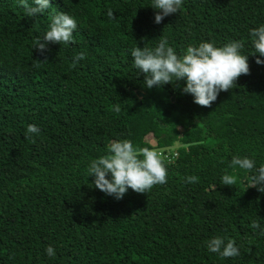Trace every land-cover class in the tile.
I'll use <instances>...</instances> for the list:
<instances>
[{"label": "trees", "instance_id": "obj_1", "mask_svg": "<svg viewBox=\"0 0 264 264\" xmlns=\"http://www.w3.org/2000/svg\"><path fill=\"white\" fill-rule=\"evenodd\" d=\"M49 3L27 17L19 0H0V264H264V193L230 166L233 156L264 165V56L250 36L264 0H183L159 24L153 0ZM59 13L76 20L74 42L41 54L34 42ZM162 39L178 56L242 41L249 74L211 107L195 104L184 80L146 88L131 51ZM29 124L40 131L26 138ZM120 140L161 153L167 183L120 200L95 188L91 161ZM214 237L233 239L240 255L209 252Z\"/></svg>", "mask_w": 264, "mask_h": 264}, {"label": "clouds", "instance_id": "obj_2", "mask_svg": "<svg viewBox=\"0 0 264 264\" xmlns=\"http://www.w3.org/2000/svg\"><path fill=\"white\" fill-rule=\"evenodd\" d=\"M35 6L29 5L27 0H19L25 9L27 17L42 14L50 7L49 0H33ZM183 0H153L152 7L160 10L155 14L154 22L159 24L164 17L177 13ZM109 17L113 15L111 11ZM77 28L76 20L66 14L59 13L52 18L50 30L42 38L34 42V49L41 54L49 49L48 43L68 44L74 42L73 32ZM251 42L255 53L264 56V25L250 30ZM242 41H232L222 47L210 42H202L199 46H189L183 56H178L174 49L168 46L166 39H162L157 47H135L131 51L134 66L144 74L146 88H157L185 81L183 92L191 94L193 102L202 107H211L222 91H229L236 87V81L241 75L249 74L247 55L241 54ZM254 53V54H255ZM85 53H77L73 57L70 67L75 68L79 61L85 59ZM43 61H47V58ZM257 64L264 61L257 59ZM114 111L120 112L119 106ZM36 125L29 124L26 138L39 133ZM171 162V161H169ZM231 167L239 168L248 173L250 186L264 193V165L256 167V162L247 157L233 156ZM89 176H93V185L101 192L120 200L128 189L136 193H147L156 185L167 183V167L161 153L151 148L134 147L130 140L112 141L108 154L92 160L88 168ZM110 176V179L107 178ZM198 177L188 176L186 182L196 183ZM236 182L233 175H224L222 184L232 186ZM253 229H260V224L253 221ZM264 235V229H261ZM209 252L219 254L223 258L238 257L240 251L233 239L214 237L207 242ZM50 257L55 256L52 246L46 248Z\"/></svg>", "mask_w": 264, "mask_h": 264}]
</instances>
